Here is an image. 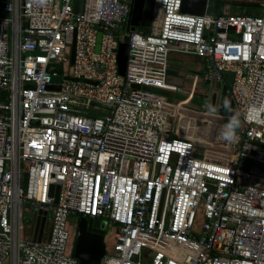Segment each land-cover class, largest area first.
<instances>
[{
    "label": "built area",
    "instance_id": "1",
    "mask_svg": "<svg viewBox=\"0 0 264 264\" xmlns=\"http://www.w3.org/2000/svg\"><path fill=\"white\" fill-rule=\"evenodd\" d=\"M132 1L80 0L75 13V0H4L0 264H79L81 218L114 228L101 264H264V12L194 16L154 0L144 33L128 28ZM172 54L204 59L227 88L239 133L208 102L190 111L229 128L227 144L176 133ZM22 209L51 213L46 239L22 236Z\"/></svg>",
    "mask_w": 264,
    "mask_h": 264
},
{
    "label": "water",
    "instance_id": "2",
    "mask_svg": "<svg viewBox=\"0 0 264 264\" xmlns=\"http://www.w3.org/2000/svg\"><path fill=\"white\" fill-rule=\"evenodd\" d=\"M75 0L74 12H80ZM82 1V0H81ZM4 0H0V15L3 14ZM154 0H133L132 11L128 24V28L133 31L138 26L144 33L149 32V28L153 19ZM183 14L203 16H216L220 13L229 14V8L223 6L222 0H183L181 6ZM7 15V14H5ZM119 49L117 53L118 70L121 76L125 75L128 59V45L124 41L123 36L119 37ZM74 49H71L70 64H73ZM173 74L167 76V84L175 87L180 93L189 98L203 99L208 102L207 111L211 115H223L226 117L224 123L231 127L235 120L234 104L228 94L227 88H219V83L214 79L208 80L203 70L187 68L185 66H168V72ZM58 77H53V83H59ZM134 88H140L134 85ZM52 90L58 91L59 87H51ZM172 92V93H174ZM181 106L188 107L189 104L178 103ZM192 111V110H191ZM196 111V110H193ZM205 125H197L195 132L205 130ZM232 128V127H231ZM241 130L237 129V133ZM60 187H51L49 196L54 199V204L58 203ZM48 213L41 210H33L30 218V234L29 238L32 242H40L41 239L47 237ZM106 222L98 220H88L81 218L76 221V236L73 245V256L79 261V264H101L102 258L106 254L105 244V228Z\"/></svg>",
    "mask_w": 264,
    "mask_h": 264
},
{
    "label": "rangeland",
    "instance_id": "3",
    "mask_svg": "<svg viewBox=\"0 0 264 264\" xmlns=\"http://www.w3.org/2000/svg\"><path fill=\"white\" fill-rule=\"evenodd\" d=\"M227 1H233V0H227ZM236 1H245V2H253V3H258L259 6L261 7H257V6H247V5H243L245 6L244 8H247L249 11V14L251 16H255L258 17L261 15L262 11H264V0H236ZM232 7V8H231ZM230 7L229 10V14L231 15H235V11L238 10V8L240 7V5H233ZM137 31L140 30V28L138 26L134 27ZM174 57L176 59L172 60L171 58ZM171 64V66H185L187 68H193V69H200L205 71V65L196 62V60H194L192 57H188L186 55L183 54H172L169 57V65ZM170 72V71H169ZM219 88L222 89L224 88V84L223 83H219ZM168 97V102L172 103V104H178L180 102L182 103H188L189 106L185 107V106H181V105H177L180 106L179 107V113H181V109H185L188 111L191 110H196V111H200L202 109V107H205L206 102L203 99L200 98H196V99H192L187 97L186 95H184L183 93H180L178 90L174 93H168L167 94ZM182 107V108H181ZM206 111H209V109L207 108ZM188 115V114H187ZM190 115H194V114H189ZM198 117V116H197ZM236 121H238V126H236L234 128V132L237 133V129L238 128H242V123L239 121V119L235 116L234 117ZM233 129V128H232ZM171 136V135H170ZM172 137V136H171ZM214 151V150H213ZM51 213L48 215V222H47V229L48 226L50 224L51 221ZM22 236H26V234H28V230L30 229V218H31V211L29 209H22ZM73 232H76V221H73ZM105 244L107 246V248H109V246L113 243V232H114V228L110 225H108L105 229ZM74 245V240L71 244V246L73 247Z\"/></svg>",
    "mask_w": 264,
    "mask_h": 264
},
{
    "label": "bare ground",
    "instance_id": "4",
    "mask_svg": "<svg viewBox=\"0 0 264 264\" xmlns=\"http://www.w3.org/2000/svg\"><path fill=\"white\" fill-rule=\"evenodd\" d=\"M167 108L170 109L171 107L169 106ZM181 110L184 111H181V113H179L176 127V133L179 136L188 139L193 143H205L206 145L211 146L227 144L231 134L229 128L220 125L214 120H207L204 118L195 117L196 115L189 116L190 113H194L185 109ZM200 122H204L205 124H207V128L204 130V132L198 134L194 133L193 129L197 126L195 124H198Z\"/></svg>",
    "mask_w": 264,
    "mask_h": 264
},
{
    "label": "trees",
    "instance_id": "5",
    "mask_svg": "<svg viewBox=\"0 0 264 264\" xmlns=\"http://www.w3.org/2000/svg\"><path fill=\"white\" fill-rule=\"evenodd\" d=\"M222 4H223V6H225V7H228L229 8V10H230V7L231 6H233V5H235V6H237V5H240V7L238 8V10L237 11H235V15H242V16H245V15H250L249 14V11H248V9L247 8H244L245 6H243V5H247V6H257V7H261V6H259V4L258 3H253V2H245V1H236V0H233V1H227V0H222ZM232 8V7H231ZM262 8H264V7H262ZM264 11H262V13H263ZM261 13V14H262Z\"/></svg>",
    "mask_w": 264,
    "mask_h": 264
},
{
    "label": "crops",
    "instance_id": "6",
    "mask_svg": "<svg viewBox=\"0 0 264 264\" xmlns=\"http://www.w3.org/2000/svg\"><path fill=\"white\" fill-rule=\"evenodd\" d=\"M188 57H192V56H188ZM194 60H196V62H198V63H201V64H204L205 65V68H206V66H207V62L204 60V59H199V58H195V57H192ZM172 60H174V59H176V58H174V57H172L171 58ZM171 65V64H170ZM168 74L169 75H171V74H173L171 71L170 72H168ZM192 114V113H191ZM191 116V115H190ZM199 118H203V117H201V116H199V115H197ZM197 116H195V117H197Z\"/></svg>",
    "mask_w": 264,
    "mask_h": 264
},
{
    "label": "clouds",
    "instance_id": "7",
    "mask_svg": "<svg viewBox=\"0 0 264 264\" xmlns=\"http://www.w3.org/2000/svg\"><path fill=\"white\" fill-rule=\"evenodd\" d=\"M238 126V121H234L233 124L231 125V127L233 128V133L232 135H234V128ZM229 138H232V136H230Z\"/></svg>",
    "mask_w": 264,
    "mask_h": 264
},
{
    "label": "flooded vegetation",
    "instance_id": "8",
    "mask_svg": "<svg viewBox=\"0 0 264 264\" xmlns=\"http://www.w3.org/2000/svg\"><path fill=\"white\" fill-rule=\"evenodd\" d=\"M48 231V230H47Z\"/></svg>",
    "mask_w": 264,
    "mask_h": 264
}]
</instances>
